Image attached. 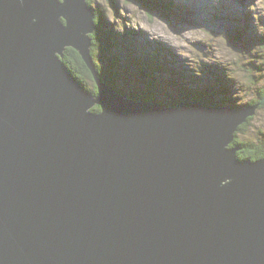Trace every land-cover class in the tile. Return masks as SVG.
<instances>
[{"label":"water","instance_id":"95a60500","mask_svg":"<svg viewBox=\"0 0 264 264\" xmlns=\"http://www.w3.org/2000/svg\"><path fill=\"white\" fill-rule=\"evenodd\" d=\"M95 19L88 0H0V264H264V157L233 146L264 98L127 95L96 68Z\"/></svg>","mask_w":264,"mask_h":264},{"label":"rangeland","instance_id":"374dc122","mask_svg":"<svg viewBox=\"0 0 264 264\" xmlns=\"http://www.w3.org/2000/svg\"><path fill=\"white\" fill-rule=\"evenodd\" d=\"M173 1L190 10L183 8L184 12H170L159 7L152 12L139 2L125 0H114L115 5L109 0H94L91 4L106 15L108 22L102 28L103 36L114 30L117 39L122 41L121 48L126 43L136 54L162 52L164 67L180 68L197 75L194 81L200 84L190 88L202 87L203 90L207 84L214 85L215 75L209 73L213 71L226 81L223 86L225 95L221 97H227L229 105L243 106L257 99L264 90V54L259 52V48H244L246 45L237 41L236 25L232 19L237 16L245 20L248 16L251 23L244 21V25L248 27L249 24L250 37L261 36L264 33V0H246L244 5L241 0ZM117 49L111 50L107 56L118 57L115 59L114 77L123 93L144 94L147 82H151L153 89L161 91L159 95L176 97L172 89L173 80L167 71L156 72L148 68V73H155L144 80L139 71L128 65L124 52ZM99 61L106 71L108 64L103 58ZM87 83L94 90V82L87 79ZM252 118L246 131L240 132L238 138L264 144V104Z\"/></svg>","mask_w":264,"mask_h":264},{"label":"trees","instance_id":"16d2710c","mask_svg":"<svg viewBox=\"0 0 264 264\" xmlns=\"http://www.w3.org/2000/svg\"><path fill=\"white\" fill-rule=\"evenodd\" d=\"M94 0H88V3L90 7L93 8L92 4ZM112 5H115L114 0H109ZM126 2H139L143 5V7L146 10H150L153 12L155 9L163 8L164 10H169L170 12H184L186 8L190 10L189 7L181 6L178 4H175L173 0H125ZM226 7H224L223 11H225ZM94 9V8H93ZM94 12L96 14V24H97V30L95 33L91 36L92 37V56L95 61V65L97 70L100 72L101 77L105 79L108 83L114 85L117 87L116 79H115V59L118 57L114 55V58L108 57L107 54L111 52V50L119 49L120 52H124L126 56V62L129 66L132 68H135L137 71L140 72V75L143 76L144 80H147L149 75H153L155 72H147V69L150 68L151 71L154 70L156 72L163 70L167 71V75L172 78L173 85L172 89L176 93V97H172L170 99V103H167L171 106H177L181 101L183 100H197V101H203L206 105L214 106V105H229V100L227 97H221L222 95H225L223 92L225 90V82L221 78H218L217 73L210 71L212 75H215L214 80H216V83L214 85L207 84L205 85V88H190V86H195L197 84L196 81H194L195 78H197V75L194 73H191L190 71H184L182 69H176L175 67H164L163 61H162V52L158 51L157 53H154V55H145V54H136L135 51L129 46H127L126 43H124V47L121 48V42L117 37L115 36L114 30H112L107 36L102 35V28L105 24H107V19L104 11L96 10L94 9ZM229 13V12H228ZM233 14V13H230ZM236 15V14H234ZM233 22L236 25V34L235 37L237 38V41L241 43L244 48H249L250 50L253 48H259V52H263L264 54V33L261 36L254 35L253 37H250L249 30V24L248 27L244 25V21L251 23V20L248 16L245 17V20H242L239 17H235L232 19ZM243 25V27H242ZM101 31V32H100ZM126 37V35H125ZM124 37V38H125ZM127 39V38H126ZM120 42V43H119ZM126 42V41H125ZM248 45V47H247ZM249 45H253L250 46ZM117 49V50H118ZM162 51V50H161ZM103 58L104 62L107 65L106 71L103 69L102 64L99 60ZM63 61L68 66L72 74L92 93L98 94V91L96 88L94 90H91L88 87L87 79L92 81V76L85 65L84 61L80 57L79 53L75 50L69 48L65 52V56L63 58ZM264 64V63H263ZM260 70H262V67H259ZM186 74V76H184ZM141 77V76H140ZM151 77V76H150ZM200 84V83H198ZM197 84V85H198ZM147 90L144 92L145 99H155V95H159L161 91H156L152 87L151 82H147ZM192 86V87H193ZM224 86V87H223ZM223 87V90L222 88ZM135 98L139 99V96L137 94H132ZM264 98V90H262L259 93V96L257 99H254L253 101L249 102L246 105H256L261 102V100ZM230 106H238L230 105ZM94 111L99 112L100 107L96 106ZM253 118H250L244 125H242L239 128L238 133L236 134V140L233 144L234 147L239 148L238 151V157L241 160L251 159V160H257L264 157V144H254L250 141H242L238 138V135L240 132L246 131L248 126L250 125Z\"/></svg>","mask_w":264,"mask_h":264},{"label":"flooded vegetation","instance_id":"af4514ba","mask_svg":"<svg viewBox=\"0 0 264 264\" xmlns=\"http://www.w3.org/2000/svg\"><path fill=\"white\" fill-rule=\"evenodd\" d=\"M92 81H93V79H92Z\"/></svg>","mask_w":264,"mask_h":264},{"label":"bare ground","instance_id":"6f19581e","mask_svg":"<svg viewBox=\"0 0 264 264\" xmlns=\"http://www.w3.org/2000/svg\"><path fill=\"white\" fill-rule=\"evenodd\" d=\"M94 10V9H93Z\"/></svg>","mask_w":264,"mask_h":264}]
</instances>
